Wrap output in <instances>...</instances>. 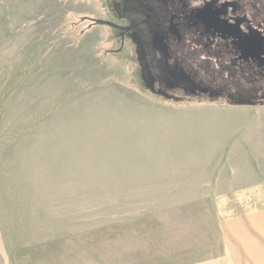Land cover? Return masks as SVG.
Masks as SVG:
<instances>
[{"label":"rangeland","instance_id":"1","mask_svg":"<svg viewBox=\"0 0 264 264\" xmlns=\"http://www.w3.org/2000/svg\"><path fill=\"white\" fill-rule=\"evenodd\" d=\"M125 23L0 0V264H264V103L169 98Z\"/></svg>","mask_w":264,"mask_h":264},{"label":"flooded vegetation","instance_id":"2","mask_svg":"<svg viewBox=\"0 0 264 264\" xmlns=\"http://www.w3.org/2000/svg\"><path fill=\"white\" fill-rule=\"evenodd\" d=\"M169 98L264 103V0H113Z\"/></svg>","mask_w":264,"mask_h":264},{"label":"crops","instance_id":"3","mask_svg":"<svg viewBox=\"0 0 264 264\" xmlns=\"http://www.w3.org/2000/svg\"><path fill=\"white\" fill-rule=\"evenodd\" d=\"M256 105H257V104H256ZM256 105H249V106H246V107H243V108H240V109H244V110H245V109H246V110H247V109H251V108L253 109V108L256 107ZM259 108H260V107H259ZM262 108H264V107H262ZM234 109H239V108H234ZM242 111H243V110H242ZM248 111H249V110H248ZM246 165H247V164H246ZM252 165H259V166H260L261 164H255V163H252Z\"/></svg>","mask_w":264,"mask_h":264}]
</instances>
